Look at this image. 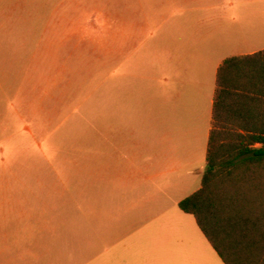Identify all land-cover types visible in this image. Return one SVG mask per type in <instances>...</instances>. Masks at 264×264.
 <instances>
[{
  "label": "rangeland",
  "instance_id": "obj_1",
  "mask_svg": "<svg viewBox=\"0 0 264 264\" xmlns=\"http://www.w3.org/2000/svg\"><path fill=\"white\" fill-rule=\"evenodd\" d=\"M210 1L264 27V0H0V264H84L149 200L184 215L200 173H156L181 118L164 29Z\"/></svg>",
  "mask_w": 264,
  "mask_h": 264
},
{
  "label": "crops",
  "instance_id": "obj_2",
  "mask_svg": "<svg viewBox=\"0 0 264 264\" xmlns=\"http://www.w3.org/2000/svg\"><path fill=\"white\" fill-rule=\"evenodd\" d=\"M186 3L187 0H185ZM187 6L180 21L164 29V68L178 80L174 87L172 111L180 113L173 134L163 138L164 170L177 177L200 173L213 128V100L222 62L264 49V27L251 21L246 7L227 4ZM186 94L185 97L182 94ZM186 99V100H185ZM165 116V130L169 126ZM178 128V129H177ZM199 163V166H198ZM205 169V167H204ZM186 195V196H188ZM184 196V197H186ZM182 198L176 200V206ZM147 224L118 237L119 244L89 251L84 264H214L220 259L198 227L195 218L166 209L164 200H149ZM188 216H192V220ZM222 264H224L222 262Z\"/></svg>",
  "mask_w": 264,
  "mask_h": 264
},
{
  "label": "trees",
  "instance_id": "obj_3",
  "mask_svg": "<svg viewBox=\"0 0 264 264\" xmlns=\"http://www.w3.org/2000/svg\"><path fill=\"white\" fill-rule=\"evenodd\" d=\"M201 186L178 203L224 264H264V49L218 69Z\"/></svg>",
  "mask_w": 264,
  "mask_h": 264
}]
</instances>
